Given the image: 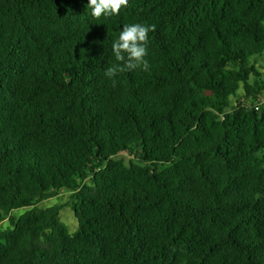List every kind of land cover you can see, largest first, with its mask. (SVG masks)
Masks as SVG:
<instances>
[{
  "label": "trees",
  "instance_id": "16d2710c",
  "mask_svg": "<svg viewBox=\"0 0 264 264\" xmlns=\"http://www.w3.org/2000/svg\"><path fill=\"white\" fill-rule=\"evenodd\" d=\"M87 3L0 0V264H264V0Z\"/></svg>",
  "mask_w": 264,
  "mask_h": 264
},
{
  "label": "clouds",
  "instance_id": "9594fccd",
  "mask_svg": "<svg viewBox=\"0 0 264 264\" xmlns=\"http://www.w3.org/2000/svg\"><path fill=\"white\" fill-rule=\"evenodd\" d=\"M129 0H88L87 7L91 9L94 18L118 15L122 7H127ZM154 31V26L143 23L125 24L118 38L112 43V52L119 63L110 65L104 72L108 78L115 77L125 70L142 68L149 69L145 57L148 54V34Z\"/></svg>",
  "mask_w": 264,
  "mask_h": 264
},
{
  "label": "rangeland",
  "instance_id": "374dc122",
  "mask_svg": "<svg viewBox=\"0 0 264 264\" xmlns=\"http://www.w3.org/2000/svg\"><path fill=\"white\" fill-rule=\"evenodd\" d=\"M255 63H256V66L260 69V71H262V73H264V55L258 56L255 60ZM117 158H123L126 160L127 163H129V161L133 157L127 153H122V154H119L117 156ZM68 198H69V193L67 191L61 192L58 196L39 203V206L42 208H45V207L51 206V205L56 204V203L65 202L68 200ZM25 210H26L25 208L24 209H18L15 211V213L16 214H23L25 212ZM60 217H61V221L68 227V229L71 233L78 230V221L75 217L74 211L70 207L64 208L61 211ZM4 224H7V222H5Z\"/></svg>",
  "mask_w": 264,
  "mask_h": 264
}]
</instances>
